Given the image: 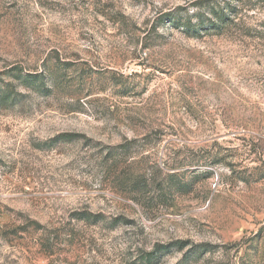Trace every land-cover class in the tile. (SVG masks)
Returning a JSON list of instances; mask_svg holds the SVG:
<instances>
[{
    "label": "rangeland",
    "instance_id": "obj_1",
    "mask_svg": "<svg viewBox=\"0 0 264 264\" xmlns=\"http://www.w3.org/2000/svg\"><path fill=\"white\" fill-rule=\"evenodd\" d=\"M0 264H264V0H0Z\"/></svg>",
    "mask_w": 264,
    "mask_h": 264
},
{
    "label": "trees",
    "instance_id": "obj_2",
    "mask_svg": "<svg viewBox=\"0 0 264 264\" xmlns=\"http://www.w3.org/2000/svg\"><path fill=\"white\" fill-rule=\"evenodd\" d=\"M183 10V9H182ZM223 12V11H222ZM194 13V12H193ZM188 14L185 15L182 11H180L178 14L176 12H169L167 13L171 18L170 21L176 23L178 26H182L185 33H187L190 36H197L199 34H202L203 30L209 31L210 29H221V23L226 21L225 13H221L218 10L213 9V14L215 15V20L207 19L203 14L198 15L196 13L194 14ZM167 15V16H168ZM197 19L196 23H193V20ZM37 75H34L33 77H36ZM29 80V79H28ZM35 82V80H32ZM63 138L65 140H72L75 139V135H63ZM169 247V246H168ZM160 253H162V250H160Z\"/></svg>",
    "mask_w": 264,
    "mask_h": 264
}]
</instances>
